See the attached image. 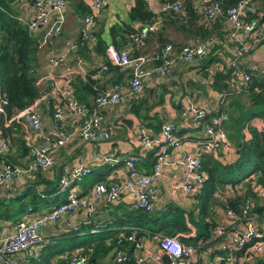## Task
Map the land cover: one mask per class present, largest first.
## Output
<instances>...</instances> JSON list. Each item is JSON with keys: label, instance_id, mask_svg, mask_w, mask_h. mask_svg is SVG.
Wrapping results in <instances>:
<instances>
[{"label": "built area", "instance_id": "2783aa9c", "mask_svg": "<svg viewBox=\"0 0 264 264\" xmlns=\"http://www.w3.org/2000/svg\"><path fill=\"white\" fill-rule=\"evenodd\" d=\"M20 3H29L31 13L27 21L21 23L28 32L36 36L38 50H43L55 40L61 39L66 23V11L68 0H18ZM149 6V0H142ZM198 6L205 26L222 20L227 41L235 44L237 48L231 53L230 47H225L223 42L217 39L202 40L195 38L185 45L176 49L172 43L160 45L149 54L133 56L132 49L143 46L149 35L155 33L162 20L169 14L186 15L185 0H175L170 3L159 5L158 17L150 23H145L130 33L127 40L129 48L119 49L109 45L105 49L107 64L103 65L101 72H107L109 67L117 68L123 78L114 82L94 99L97 107L116 106L126 104L142 96L145 83L154 75L165 77L178 63H191L206 56L212 46L220 43L230 57L225 58L228 66L236 68L233 73L234 80L230 85L232 94H247L251 75L241 74L239 61L248 55L257 45L264 47V33H261L262 23L254 21L247 23L243 20L244 14L252 0H240L236 5L224 9L217 0H189ZM106 5V0H95L92 4V14L81 18V39L88 47L94 46L93 22L99 15V11ZM259 30V40L256 45L249 46L243 42L244 36L250 38ZM35 38V37H34ZM78 44L74 41H65L61 51L49 50L47 57L48 69L43 75H36L35 86L41 90L40 96L33 104L24 108L4 125L10 126L15 123L21 126L23 123L24 146L32 158L31 165L26 168L6 163L0 169V189L9 191L16 178L34 171L46 170L54 166L52 153L70 143L74 137H79L83 142H96L106 138L101 132L102 117L99 112L90 110L86 103L77 100L75 90L70 80L76 75L84 74L83 61L78 54ZM222 68H215L204 77V83L211 84L212 76ZM253 72H259V67L253 65ZM93 79L98 78L94 74ZM235 82L238 84L235 85ZM47 86V89H46ZM1 92V83H0ZM229 96L228 94H226ZM187 102V110L182 115H191L195 128L201 131L204 141L196 154H186L176 157L171 150L180 143L175 133V127L170 123H164L161 130V138L150 137L144 128H140L138 135L143 148L153 149L158 146L153 168L148 173H142L137 168V158L134 155L124 161L126 176L121 183L110 185L96 184L87 193L80 195L73 188L75 183L91 174V168L76 166L63 176L59 181L60 191L65 193L63 200L45 213L32 214L31 217L18 221L13 232L0 238V264H18L16 255L25 252L34 256L38 252L41 243L40 229L46 225L55 223L65 215L84 211L92 214L98 204H111L123 192H129L135 201V207L143 212L150 213L154 210L157 200L156 192L146 190L162 179L168 169H182L181 181H172L170 186L175 191L187 196L198 193L206 176L201 171L202 155L216 154L229 147V140L223 129L224 112H221L213 120L210 119L216 108L211 107L205 101H199L191 95ZM54 100L53 119L59 124V130L55 139H46L45 144H38L36 137L42 134L41 104L48 105ZM6 100L0 95V115H4ZM221 108V104L218 106ZM74 119L69 124L66 120ZM22 131V129H20ZM45 139V138H44ZM11 153L10 142L3 138L0 132V156L8 157ZM257 195L264 199V190L256 187ZM41 197H44L41 195ZM222 224L215 229V237L219 238L215 244L210 245L209 253L213 251L223 253L216 255L215 264H258L259 259L264 257V214L254 213L252 202L242 204L240 213L232 209L221 211ZM123 229V228H121ZM155 240L161 251L154 254L144 249L145 238L126 236L121 234L117 245L122 246L125 242L133 244L136 254H130L126 250H118L114 256V264H197L196 251L192 245L181 242L177 237L157 235ZM241 261V263H240ZM69 264H89L88 257L77 253L73 255ZM203 264H209L204 262Z\"/></svg>", "mask_w": 264, "mask_h": 264}, {"label": "crops", "instance_id": "0c3cea01", "mask_svg": "<svg viewBox=\"0 0 264 264\" xmlns=\"http://www.w3.org/2000/svg\"><path fill=\"white\" fill-rule=\"evenodd\" d=\"M81 1L85 4H90L92 7L95 0ZM135 1L136 0H106V5L99 11V15L93 22L92 30L93 35H96L94 38H96L92 48L88 47L83 41L80 44L77 43V40L81 38V18L83 17L76 14L71 6L72 0H68L66 23L61 39L52 41L48 47L43 50H38L36 55V72L43 75L48 69L47 57L49 50L59 52L63 49L65 41H74L79 45L78 54L81 56L83 61L82 68L84 70V74H80L78 76L76 75L73 79H71V85L75 81L78 83L79 79L82 80L83 84L86 82V78L92 75L90 80L94 82V91L99 94L114 82L121 80L123 78V74L115 67H109L107 72H101L100 70L103 65L107 64L105 55V49L107 46L113 45L119 49L129 48V41L127 38L125 40H120L119 37L112 38V36H110L109 29L119 23L129 25L133 28V30L144 26L145 23L134 22V20L130 19V11L134 8ZM159 5L160 3L158 1L149 0L148 10L154 15L153 19L158 17ZM15 6L16 7L14 8L17 9V20L20 24H22L21 20L27 21L29 19L31 13L30 4L20 3L17 1ZM196 13L200 16V19L197 20L196 23H203L199 10ZM243 20L247 23H252L254 21H258L259 24L262 23L261 33L263 34L264 0H252L246 10V13L244 14ZM217 23L218 22L215 21L210 26H206V29L214 32H212V36L210 35L207 40L215 38L217 41H222L225 47H230V51L233 53L237 46L227 41L228 34L226 33L223 22H221V29L218 31L215 30ZM186 28V26L184 27L182 24H177L173 20L164 19L161 21L157 31L147 37L143 46L139 48L134 47L131 54L133 56L149 54L155 49L157 43L160 45L172 43L176 49H179L189 41L197 38L192 36L190 37ZM218 33L224 34L222 39H220ZM250 35L251 39H249L248 36H244L243 42L246 45L254 46L259 40V30L254 34L251 32ZM34 37L36 39V36ZM98 41L101 43L99 47L98 44L96 45V42L99 43ZM214 47L219 48L217 51L219 62L211 65V68L208 67L206 71L209 70V68L210 71H213L217 68V66L222 68L220 70L222 71L225 65L228 66V61L225 59L223 54V46L220 43H216L211 49ZM202 59L205 58L202 57ZM199 60L191 63H178L165 77L154 75L145 83L144 92L142 96L137 99L139 102L147 101V103L143 106H147V109L148 106H150L151 109L145 113L147 109L145 107L142 108L140 111L141 119L135 115L132 110V106H130L136 99L131 100L126 104L99 108L94 101L97 95L86 94L88 96L82 103L89 102L91 105L90 110L99 112L102 117L101 132L106 135V138L96 142H83L79 137H74L73 140L66 146L52 153L54 166L46 170L34 171L29 174H25L20 178H16L12 184L11 190L6 191L0 189V199H15L17 196H22L25 192L32 189L33 193L36 195V199L39 200V203L33 207L31 213L40 214L52 209L63 200L65 193L60 191L59 181L63 176L67 175L73 167L84 166L91 168V174L74 185L73 189L80 195L89 192L96 184L110 185L111 183H121L126 176L124 161L131 155H134L137 158L138 170L142 173H148L149 171L145 170L141 164L143 163V160L147 158L149 151L153 149H146L141 146L140 137L138 135L140 128H144L150 137L160 139L163 124L170 122L175 127L177 131L175 135L180 141L179 145L171 150V154L176 157H182L186 154H196L200 149L204 138L202 137L201 131L194 127L191 115H182L183 110L184 112L187 110V102L190 100L189 97L191 95L196 96L197 100L205 101V103L211 107L216 108L217 112H214L212 117L210 116L211 120H214L218 114L224 112L222 126L230 142L229 147L216 154L208 155H211L214 159L223 164L233 162L235 150L232 145L235 140V136L239 134L242 135V133H244V129H240V127H238V131L235 125H237L236 121L241 118V114H246L249 110V107L244 102L246 101L244 95L247 94L234 92L232 95L227 96L225 93H218L213 90L211 84L207 85L204 83L203 79L205 75H202L200 68L198 67ZM253 65H257L259 67V72H253L251 70ZM239 69L241 74H252L256 76L258 80L261 78V81H264V47H258L257 45L248 55L242 57L239 61ZM94 74H98L97 79L92 78ZM78 84L81 85L80 83ZM237 84L238 83L235 82V85ZM40 92L41 90H39V96ZM220 104L221 108L219 109L218 106ZM39 108L42 112L43 132L42 134L37 135L36 140L40 145L45 144L46 139H55L59 130V124L53 119V113L49 110L47 105L41 104ZM234 111H236V114H232ZM144 114L146 116V120L143 119ZM154 117L161 121L160 125H157ZM8 120L9 119H6V116L4 115V123ZM66 121L69 124L75 122L74 119L68 118ZM20 124L21 126L15 123L7 127L4 125V130L5 128L16 125L18 134L13 135L12 137L4 135V137L1 133L3 138L10 142L11 153L8 157H3L4 161H1L0 169L6 163H11L22 168H26V166L31 165L32 163V158L30 157L27 149L22 147L24 145L23 123ZM20 129H22V131H20ZM182 175L183 170L180 168L168 169L162 179L158 180L155 185L146 189L149 191L154 190L156 192L157 200L155 202L154 209L156 208V210H161L165 205L169 204H176L180 207L186 208L187 210L191 207V196L175 191L170 186L172 181H181ZM91 176L99 177L98 180L100 179V181L92 179ZM41 195L44 197H41ZM30 199L31 196H26L24 202L28 204ZM3 206L1 209H6L5 207L3 208ZM133 207H135V201L131 194L129 192H123L119 198L111 204H98L92 214L85 213L84 211H77L75 213L65 215L59 221L46 225L40 229L39 234L41 237V243L37 249V254L29 256L25 252L18 253L15 256L18 264H45L44 261L40 260V255H42V250L44 248L52 245L50 250L47 252L48 254L57 253L60 250H66L64 248L69 247V245L72 246L71 243H67L66 241H57L61 240L65 235L72 233L74 230L81 229L80 233H78V239L74 242L78 243L82 237L87 235L88 226H92L90 229L91 234H97L102 231H118L119 235L124 234V230L116 227V225L113 224V221L116 220L117 217L124 216L127 212L126 210L132 209ZM31 216L33 215L27 211L24 214H20L11 219H0V238L12 233L13 228L18 221ZM110 221L111 224L109 225ZM98 224H103V226L99 227ZM129 235L137 237L134 232H131ZM155 236H143L145 238L144 249L151 253L159 254L161 251L155 240ZM110 241V239L104 241L103 244H105L106 248L108 247ZM131 247L132 244L129 243L126 247V251L130 254H136L135 249ZM71 252L73 253L70 254L75 255L79 252V250L74 249ZM211 254L212 253H209L208 251L204 253H196L197 264H203L204 262L215 264L216 256L213 255L214 257L210 259L209 256ZM66 255L67 253L64 251L63 253L53 255L52 257L48 256L47 263L60 264V262L65 261ZM110 255L111 253L100 257L97 262H93V264H114L113 256Z\"/></svg>", "mask_w": 264, "mask_h": 264}, {"label": "trees", "instance_id": "16d2710c", "mask_svg": "<svg viewBox=\"0 0 264 264\" xmlns=\"http://www.w3.org/2000/svg\"><path fill=\"white\" fill-rule=\"evenodd\" d=\"M17 1L0 0V94L6 100L4 107L6 119H10L24 108L30 106L39 97V89L35 86L36 75L33 73L36 72V55L38 52L36 39L17 20V9L14 8L16 7L15 3ZM156 1L161 4L174 2L175 0ZM217 1L224 9H227L236 5L240 0ZM71 6L79 16L84 17L92 14L91 5L85 4L81 0H72ZM185 7L186 15L184 17L178 14H169L165 19H170L177 24L186 26L187 33L190 37L207 40L210 35L212 36L213 31L206 29L203 23H196L200 19V16L196 13L198 6L192 1L185 0ZM153 18L154 15L148 10V5L142 0H136L134 8L130 11V19L134 20V22L144 24L150 23ZM217 22L215 26L216 31L222 27V20H218ZM109 32L112 38L119 37L120 40H125L133 32V28L129 25L119 23L112 26ZM218 35L222 39L224 34L218 33ZM94 36L96 35L94 34ZM81 42V38L77 40L78 44ZM97 44L98 47L101 45L100 42H96ZM222 49L224 50V57L226 59L229 58V52H226L223 47ZM218 50V47H214L207 53L206 57H203L205 59L201 58L198 61V67L202 75L206 76L209 73V70L206 71V69L219 62ZM235 71L236 68L228 67L227 65H225L222 71H216L211 79L212 89L218 93L232 95L230 85L234 80L233 73ZM90 77L88 76L86 82L83 84L82 80L79 79L78 83L81 85L76 81L72 84L75 90V96L80 102L86 100L88 96L86 94L95 96L100 94L95 93L94 82L90 80ZM261 80V78L258 80L256 76L251 74L248 92L247 95H244L246 99L244 102L249 107V110L246 114H241V118L236 121L237 125H235L237 129L238 127L244 129V133L242 135L239 134L240 136H235L232 145L235 150L234 161L229 164H223L211 155H202L201 171L205 174L206 179L198 193L191 197V207L187 210L179 205L169 204L165 205L161 210H156L155 208L150 213L143 212L136 207L126 210L127 212L124 216L117 217L113 221L116 227L123 228L125 237L131 232H134L138 238L143 236L153 237L155 235L177 237L181 242L192 245L198 254L208 251L211 248L210 245L215 244L219 239L215 237V229L222 224L220 211L229 208L239 214L242 204L250 201L252 202L254 213L260 216L264 214V199L260 198L257 195L258 192L255 191L256 187L264 190V81ZM85 103L91 108L89 102ZM146 103L147 101L139 102L136 99L130 105L135 115L140 119L141 109L144 107L147 109V106H143ZM53 105L54 100L52 99L50 104L47 105L52 113ZM150 109L151 107L148 106L145 113ZM143 119L146 120L145 114ZM154 119L157 125L161 124L159 119L156 117ZM4 131V135L7 137L18 134L16 125L5 128ZM22 147L25 148L24 145ZM158 150V146L154 147L147 154V158L143 160L141 166L145 170L149 172L152 170ZM1 161H4V158L0 156V163ZM91 178L100 181L97 176H91ZM26 196H31L28 204L24 202ZM38 203L39 200L36 199V195L32 189L25 192L22 196H17L15 199H0V219H11L20 214H24L28 211L29 207L33 210V207ZM2 206L6 209H1ZM110 224L111 221L109 222ZM98 226L102 227L103 224H98ZM88 227L87 235L82 237L78 243L74 242L78 239V233H80L81 229L74 230L72 233L65 235L61 240L57 241L71 243L72 246L69 245V247L64 248L66 250L48 254L47 252L52 245L44 248L42 255H40V260L48 264V256L52 257L65 251L67 253L65 261L60 262V264H69V260L73 255L70 253L74 252L71 251L77 249L79 250L78 253L88 257L89 264H93L100 257L110 253L114 258L116 251L126 250V247L129 245V242H125L122 246L117 245V240L120 236L118 231H102L97 234H91L90 229L92 226ZM107 239L111 241L106 248L103 243ZM219 254L224 255L223 253L213 251L209 258L212 259ZM259 264H264V257L259 259Z\"/></svg>", "mask_w": 264, "mask_h": 264}, {"label": "water", "instance_id": "95a60500", "mask_svg": "<svg viewBox=\"0 0 264 264\" xmlns=\"http://www.w3.org/2000/svg\"><path fill=\"white\" fill-rule=\"evenodd\" d=\"M0 132L4 136V115L3 114L0 115Z\"/></svg>", "mask_w": 264, "mask_h": 264}, {"label": "rangeland", "instance_id": "374dc122", "mask_svg": "<svg viewBox=\"0 0 264 264\" xmlns=\"http://www.w3.org/2000/svg\"><path fill=\"white\" fill-rule=\"evenodd\" d=\"M232 114H236V111L232 112ZM231 118H232V117H231ZM231 118H230V119H231ZM229 123H230V120H229ZM240 263H241V261H240Z\"/></svg>", "mask_w": 264, "mask_h": 264}]
</instances>
